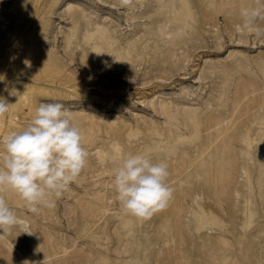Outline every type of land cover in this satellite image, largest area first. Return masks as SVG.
<instances>
[{
	"label": "rangeland",
	"instance_id": "rangeland-1",
	"mask_svg": "<svg viewBox=\"0 0 264 264\" xmlns=\"http://www.w3.org/2000/svg\"><path fill=\"white\" fill-rule=\"evenodd\" d=\"M134 2L0 0V137L58 102L89 152L54 208L0 192L25 222L0 264H264V37L237 32L256 2ZM121 152L168 165L148 220L116 198Z\"/></svg>",
	"mask_w": 264,
	"mask_h": 264
},
{
	"label": "clouds",
	"instance_id": "clouds-1",
	"mask_svg": "<svg viewBox=\"0 0 264 264\" xmlns=\"http://www.w3.org/2000/svg\"><path fill=\"white\" fill-rule=\"evenodd\" d=\"M255 7L240 10L243 24L238 33L264 37V0ZM121 7H135L134 0H119ZM13 95V91L10 93ZM14 96V95H13ZM10 110V103L0 97V118ZM72 114L61 103H40L31 122L21 131L0 137V192L14 191L24 201L27 211L38 214L54 208L56 200L82 174L88 165L89 152L83 146L81 130L72 122ZM113 183L126 214L141 220L150 219L166 209L174 189L167 183L168 165L153 162L149 154L118 153L113 157ZM25 225L0 195V230L4 236L13 228ZM31 234L27 227L22 231Z\"/></svg>",
	"mask_w": 264,
	"mask_h": 264
}]
</instances>
